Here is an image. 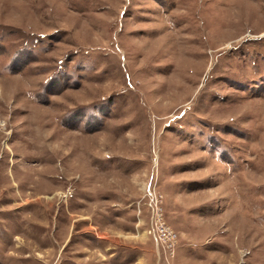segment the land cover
<instances>
[{
  "label": "rangeland",
  "instance_id": "1",
  "mask_svg": "<svg viewBox=\"0 0 264 264\" xmlns=\"http://www.w3.org/2000/svg\"><path fill=\"white\" fill-rule=\"evenodd\" d=\"M0 264H264V0H0Z\"/></svg>",
  "mask_w": 264,
  "mask_h": 264
},
{
  "label": "built area",
  "instance_id": "2",
  "mask_svg": "<svg viewBox=\"0 0 264 264\" xmlns=\"http://www.w3.org/2000/svg\"><path fill=\"white\" fill-rule=\"evenodd\" d=\"M149 194L153 216L149 231L155 236L158 245L162 244L172 251L177 242V232L167 223L158 194L156 192H150Z\"/></svg>",
  "mask_w": 264,
  "mask_h": 264
}]
</instances>
